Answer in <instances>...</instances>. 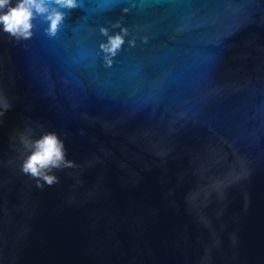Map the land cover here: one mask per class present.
Masks as SVG:
<instances>
[{
    "label": "water",
    "instance_id": "1",
    "mask_svg": "<svg viewBox=\"0 0 264 264\" xmlns=\"http://www.w3.org/2000/svg\"><path fill=\"white\" fill-rule=\"evenodd\" d=\"M79 4L0 31V264H264V0ZM29 129L65 140L59 183L22 172Z\"/></svg>",
    "mask_w": 264,
    "mask_h": 264
},
{
    "label": "clouds",
    "instance_id": "2",
    "mask_svg": "<svg viewBox=\"0 0 264 264\" xmlns=\"http://www.w3.org/2000/svg\"><path fill=\"white\" fill-rule=\"evenodd\" d=\"M79 6V0H0V31L17 41L27 40L34 35L36 21L40 19L47 23L45 32L48 36L56 37L68 14L65 10ZM113 27H120L121 30L113 34L108 27L100 29L107 37L106 41L100 43V49L109 66L125 44L129 32L126 26L121 27L119 21ZM128 43L134 46L136 41L133 38ZM0 107L3 108L0 115L11 108L6 97L0 98ZM30 133L31 129L20 134V143L25 151L21 170L37 180V187L43 188L44 184L52 186L59 183V178L55 174L57 170L77 167L76 163L67 157L65 140L58 133L45 131L35 138Z\"/></svg>",
    "mask_w": 264,
    "mask_h": 264
}]
</instances>
